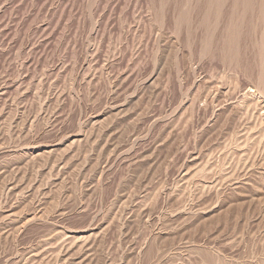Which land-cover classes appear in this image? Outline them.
<instances>
[{
	"label": "rangeland",
	"instance_id": "obj_1",
	"mask_svg": "<svg viewBox=\"0 0 264 264\" xmlns=\"http://www.w3.org/2000/svg\"><path fill=\"white\" fill-rule=\"evenodd\" d=\"M259 2L0 0V264H264Z\"/></svg>",
	"mask_w": 264,
	"mask_h": 264
},
{
	"label": "bare ground",
	"instance_id": "obj_2",
	"mask_svg": "<svg viewBox=\"0 0 264 264\" xmlns=\"http://www.w3.org/2000/svg\"><path fill=\"white\" fill-rule=\"evenodd\" d=\"M250 2H252V0H247V3H248V4H249ZM260 2H261L262 5H264V3H263L264 0H260ZM260 2H259V3H260ZM247 3H246V4H247ZM262 5H261V6H262ZM263 82H264V80H263ZM262 84H263V83H262ZM261 89H262V88H261ZM252 91H254V90H252ZM257 92H258V91H257ZM259 93H260V92H259ZM263 93H264V92H263ZM263 107H264V106H263Z\"/></svg>",
	"mask_w": 264,
	"mask_h": 264
}]
</instances>
